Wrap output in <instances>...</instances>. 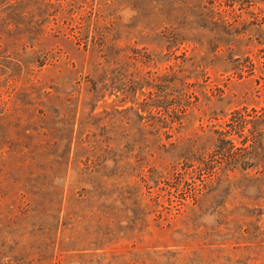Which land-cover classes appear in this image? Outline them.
<instances>
[{"label":"rangeland","instance_id":"obj_1","mask_svg":"<svg viewBox=\"0 0 264 264\" xmlns=\"http://www.w3.org/2000/svg\"><path fill=\"white\" fill-rule=\"evenodd\" d=\"M261 106L264 0H0V264H264Z\"/></svg>","mask_w":264,"mask_h":264},{"label":"trees","instance_id":"obj_2","mask_svg":"<svg viewBox=\"0 0 264 264\" xmlns=\"http://www.w3.org/2000/svg\"><path fill=\"white\" fill-rule=\"evenodd\" d=\"M238 1L239 0H225L228 6H232L235 2H238ZM254 111H256L257 113L256 121L264 124V106H261L258 110L254 109ZM255 141H257V139ZM228 150L231 152V147Z\"/></svg>","mask_w":264,"mask_h":264}]
</instances>
